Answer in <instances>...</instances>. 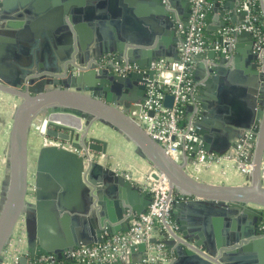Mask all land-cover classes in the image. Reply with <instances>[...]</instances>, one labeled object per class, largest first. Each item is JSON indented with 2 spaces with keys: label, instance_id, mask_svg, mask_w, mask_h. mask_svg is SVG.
<instances>
[{
  "label": "water",
  "instance_id": "95a60500",
  "mask_svg": "<svg viewBox=\"0 0 264 264\" xmlns=\"http://www.w3.org/2000/svg\"><path fill=\"white\" fill-rule=\"evenodd\" d=\"M12 2L14 3V0H0V19H13V22L7 24L6 29L0 30V49H5L7 46L6 53H9L11 59H15L13 54L15 46L24 44L25 48L30 50L34 33L28 25H23L24 16L30 15L31 12L25 10L17 13H14L17 10L11 12ZM151 5L156 6L152 12L148 13L151 19L156 16L155 34L158 33L161 25L170 27L175 32L178 21L184 25L187 24L190 12L189 0H151ZM214 6L218 12L214 19L218 20V16H222L223 11L218 2H215ZM229 6L232 7L231 4ZM20 8L23 9L22 3ZM173 9L179 13L178 18L175 17ZM229 18L228 21L221 20L220 25L213 30L221 31L228 25L237 24L235 15L229 14ZM67 28L66 24L62 26L64 29L62 36L70 43L72 35ZM46 33L51 35V31ZM232 34L237 37V41L236 55L230 64L231 67L235 66L241 56L239 39L245 38L248 40V45L244 50L248 56V60L246 59L248 64L243 70H248L247 72L254 77L256 73L260 76L255 85L246 84L245 89H242V96L247 99V102H230V117L228 115L218 116L225 124V132L234 133L235 136L243 139L246 138L245 134L250 132L247 145L251 147L252 169L247 174L248 183L238 186L209 184L193 178L186 170L185 164L170 158L160 144L153 140L129 115L132 105L141 103V99L128 103L127 95L133 94L134 88L138 90L137 94L144 95L146 80L143 74L130 72L120 75L110 66H100L103 54L114 52L118 59L126 57L128 61L136 63L140 69L147 70V76L151 78L154 74L151 62L159 61L163 55L160 42L157 45L145 43L146 46L143 48L138 47L137 40L131 38H126V40L119 35L116 46L110 44L104 49L96 45L94 48L98 53L85 67L79 66L81 65L80 60L73 61L69 53L65 54L66 59L59 56L60 62L68 61L61 67L56 66L59 74L63 75L59 79L45 77L38 81H33L36 79L34 75H30L26 80L22 75L21 79L16 78V74L11 77L10 75L16 70L7 64L6 55L0 57V91L21 99L13 114L8 143L9 174L0 209V264L14 227L22 216L25 218L28 253L20 257V264H26L28 258L32 262L40 255H52L53 259L62 260L66 252L77 247L102 242L103 231L109 235L124 231L122 227H115L114 220L106 218L103 211H98L92 219L93 228L84 226L82 231L80 229L71 230L64 238L55 236L61 216L72 209V204L79 203L82 195L88 198L90 206L93 205L94 199L100 197V181L97 180L100 177L109 186L106 191L114 192L115 206L122 207L121 211L124 214L127 213V208L122 206L121 195L117 193V189L127 188L129 183L123 176L91 159L90 153L92 152L102 154L106 152V142L88 136V124L93 122L107 125L131 141L136 151L154 167L151 175L153 180H159L160 176L164 177L171 189L178 194V200L173 202L171 208L177 225L173 224L166 231H162L165 239L161 241L168 250L173 248L178 254L180 260L177 264H264V250L259 253L261 258L258 255L246 254V249L264 244V237H262L264 227L258 226L259 223L264 222L260 209V207L264 208V167H262L264 72L258 71L257 55L252 52L254 40L251 33L243 29ZM80 48L84 50V47ZM68 49L73 50L74 48L70 45ZM218 52L220 67L210 65L206 67L211 80L214 79L215 74L220 75L225 71L222 66L227 54ZM52 61L55 63V59ZM51 69L56 70L54 65ZM241 70L231 72L235 79L241 74ZM219 81L221 78L218 79ZM47 85H56V87L47 89ZM172 101V96L166 95L164 105L171 107ZM42 113L47 115L42 123H46L47 126L44 135L56 140L58 144L41 147L34 175L35 202L28 204L26 201L28 191L27 138L34 119ZM242 113L246 114L247 120L239 123L238 117ZM62 114L69 115L76 121L66 123L52 119L53 115ZM197 132L201 137L203 148L206 151L213 150L209 137L199 129ZM225 152L217 153L224 154ZM189 163H197L194 156H190ZM145 197L150 204L151 193H145ZM241 206L249 215L250 220L246 221L250 223V227L246 230L248 233L241 234L239 239V236L237 237V242L241 237L253 239L242 247L245 254H238V251H234L238 254L237 256L227 259L228 253H222L221 256L226 255L224 259L222 257L214 259L207 253L208 251L204 250H214L215 246L218 249L228 244L225 240L219 242V236L231 230L232 213L235 208ZM30 208L34 211V220L28 212ZM180 209L186 212L189 218L180 217L178 219L176 213ZM136 213L140 214L142 211L136 210ZM205 213L214 217L212 220L215 231L207 227L202 230L200 227V220L204 218ZM131 218L133 215H129L128 219ZM75 219L78 218L75 217ZM213 236L215 240L212 239ZM150 241L155 242L152 239ZM126 251L136 252L138 259L133 263L140 262L144 256L145 243L128 247Z\"/></svg>",
  "mask_w": 264,
  "mask_h": 264
},
{
  "label": "crops",
  "instance_id": "0c3cea01",
  "mask_svg": "<svg viewBox=\"0 0 264 264\" xmlns=\"http://www.w3.org/2000/svg\"><path fill=\"white\" fill-rule=\"evenodd\" d=\"M215 2L219 3L223 11V15L218 16V20L214 19V16L218 14L214 6ZM21 3L23 4V9L20 8ZM238 3L239 0H231L229 2L227 0H213L212 18L204 32L208 43L211 44L217 40L220 33L219 31H214L213 28L219 26L221 20L228 21L230 19L229 14L235 15L237 24L242 21L243 16L241 17L242 13L238 11ZM258 3L262 14L264 32V0H258ZM10 8H12L11 12L17 10L14 13L23 12V10L31 12L32 15L24 16L23 25H28L32 33H34L33 42L32 44L30 43V50H27L24 44L15 46V51L13 52L15 59H11L12 57H9V53H6L5 49H7V46L5 49H0V57L6 55L7 64L16 70L10 75L11 77L16 74V78H20L22 75L25 80L30 75H34L36 79L33 81H38L45 77L59 79L63 74H59L56 66L61 67L68 62L67 60L60 62L59 56L66 59L65 54L69 53L73 61L78 59L81 62L79 66L85 67L92 60V57L98 53L94 48L96 45L102 46L104 49L110 44L116 46L119 35L124 39L137 40L139 42L138 47L143 48L146 46L144 45L145 43L157 45L160 42L163 54L160 59L165 61L170 62L178 57L177 45L180 40V34L177 29L173 32L170 27L165 25L160 26L161 28H159L160 30L157 34L154 33L156 31V16L151 19L148 13L152 12L156 6L152 7L151 0H14ZM13 8L16 9L14 10ZM173 10L175 17L178 18L179 13H177L176 9ZM159 20L162 19L159 18ZM10 22H13V19H0V30L6 29L8 27L7 24ZM65 24L72 35L70 43L62 36L64 35L62 26ZM47 31H51V35L47 34ZM236 41L237 37L234 36L233 49L226 55V61L222 66L225 71L221 72L220 75L215 74L213 76L214 79L211 80V75L206 72L208 65L220 67L218 63L220 59L219 52L211 49V47L196 57L192 71V78L196 88L194 98L188 104V117L193 118L194 123L197 124V129L209 137L210 145L213 147L210 152H214L217 155H229L240 144H245V148L248 150L251 149L247 145V138L250 136V132L245 134L246 138L244 139L235 136L234 133L229 134L225 132V124L218 118V116L222 117V115L230 117V102H247V99L242 96V89H245L246 84L255 85V82L260 79L257 73L256 77H254L247 72L248 70H243L248 64L246 61L248 56L244 52L245 47L248 45V40L245 38L239 39L241 56H239V61L235 66L231 67L230 64L236 55ZM70 45L74 48L73 50L68 49ZM80 47H84V50ZM252 52H254L253 46ZM107 54L117 55L114 52ZM141 58L145 59V57ZM53 59H55V63L52 61ZM153 62L154 60L151 63ZM256 63L258 64V71L264 72L258 60ZM52 65L55 66L56 70L53 71L51 69ZM240 69H242V72L240 71L241 74L235 79L231 72ZM219 78H221V81L218 82ZM54 87L56 85L46 86L47 89ZM134 90L133 94L127 95V102L140 101V99L142 102L145 99V92L144 95H141L137 94V89L134 88ZM20 102L21 99L19 97L0 91V209L7 189L9 174L8 143L12 118ZM246 120L247 116L245 113L238 117L239 123H243ZM39 126L41 124L37 126L36 123H32L27 138L28 191L26 201L28 204L35 202L34 175L39 151L44 145L58 144L56 140L45 136L44 132L39 130ZM88 136L106 142L105 154L92 152L90 153L91 159L123 176L125 181L129 183L127 188L117 189V193L121 195L122 206L127 208V213L124 214L121 211L122 207L119 206L117 208L115 206L114 192L108 193L106 191L109 186L100 177L97 179L100 181V197L93 200L92 206L88 204V198L83 195L80 197L79 203L76 205L72 204V209L61 216L56 231L57 234L55 235L57 237L64 238L71 230L80 229L82 231L84 226L93 228L92 219L98 211H103L106 218L114 220L113 225L115 227H122L125 231L131 224L132 218L128 219L129 215H133V217L139 215L136 210H140L143 213L149 206L145 193L148 192L146 187L153 181L151 175L154 167L136 151L135 145L119 132L100 122L88 124ZM224 151H226L224 154L217 153ZM179 162L185 164L189 174L200 182L231 186L248 183L247 173L242 171L232 158L222 159L218 163L203 165L200 163H189L190 156L181 155ZM262 167H264V157ZM82 209L83 211H81ZM28 212L34 220V211L30 208ZM176 214L178 219L180 217L189 218V215L182 209L178 210ZM232 215L230 220L231 230L221 233L219 236V242L220 240H225L228 244L218 249L215 246L214 250H204L208 251L207 253L214 259L218 257L224 259L226 255L221 256L222 253H228L227 259L238 254H245L242 247L253 239L241 237L240 241L237 242L241 234L248 233L246 230L250 227V223L246 221L247 219L250 220L249 215L245 212L244 207L235 208ZM261 215L263 214L261 213ZM75 217L78 219H75ZM213 218L211 214H204V218L200 220L202 230L206 227L211 231L216 230L214 229ZM170 219L172 224L177 225L173 213H170ZM263 225L264 222L258 224L260 228H263ZM107 234L106 231H103L101 238L104 239ZM151 239L155 241L154 243H162L161 241L165 238L162 231L156 228ZM212 239L215 240L214 236ZM94 244L97 243H92L91 245ZM258 247L255 245V247L252 246L246 249V254L259 256V253L264 250V244H260ZM164 249L168 259L165 264H177L180 257L175 250L173 248L168 250L165 245ZM231 251H233L232 254L230 253ZM234 251L239 253H234ZM27 253V231L25 218L22 216L14 227L10 241L3 252L1 264H20V257L22 255L25 256ZM259 257L261 258V256ZM137 259L138 254L136 252L126 251L125 249L117 260L110 264H127L128 262L132 264ZM30 263L31 261L28 258L26 264ZM96 264L102 263L98 262Z\"/></svg>",
  "mask_w": 264,
  "mask_h": 264
},
{
  "label": "built area",
  "instance_id": "2783aa9c",
  "mask_svg": "<svg viewBox=\"0 0 264 264\" xmlns=\"http://www.w3.org/2000/svg\"><path fill=\"white\" fill-rule=\"evenodd\" d=\"M258 0H239L238 11L243 15L242 21L234 26H226L213 43L206 41L204 32L208 22L207 14L213 10L211 0H189V16L187 24L177 22L180 40L177 45L178 57L173 61L160 59L152 63L154 74L147 76V70H142L136 63L125 57L118 59L113 54H106L100 61V66H110L113 71L125 75L130 72L143 74L145 82V99L129 110V115L146 131V133L164 149L166 154L175 161L181 155L194 156L197 163L208 165L218 163L222 159H234L245 173L252 169L250 150L245 144L237 145L229 155H217L206 151L193 118L188 117V104L194 98L195 82L192 78L194 62L197 56L211 47L228 55L234 46L232 33L246 30L251 33L254 52L259 65L264 69V32L258 26L259 12L254 11ZM225 44V45H222ZM173 98L171 107L164 105V98ZM151 113V114H150ZM47 128L43 124V132ZM146 190L151 193V202L145 212L132 218L129 228L123 232L107 234L102 242L91 246H80L66 252L64 259H53L52 255H40L30 264H110L128 247L145 243L144 256L140 262L132 264H165L167 254L162 243L151 242L156 228L166 231L172 227L170 219L171 208L178 194L174 192L167 180L160 176L153 180ZM264 217V208H261ZM264 227V225H263ZM205 253V252H203Z\"/></svg>",
  "mask_w": 264,
  "mask_h": 264
},
{
  "label": "bare ground",
  "instance_id": "6f19581e",
  "mask_svg": "<svg viewBox=\"0 0 264 264\" xmlns=\"http://www.w3.org/2000/svg\"><path fill=\"white\" fill-rule=\"evenodd\" d=\"M52 119L54 121H63L66 123H72L73 121H76L73 117L69 116V115H53Z\"/></svg>",
  "mask_w": 264,
  "mask_h": 264
},
{
  "label": "trees",
  "instance_id": "16d2710c",
  "mask_svg": "<svg viewBox=\"0 0 264 264\" xmlns=\"http://www.w3.org/2000/svg\"><path fill=\"white\" fill-rule=\"evenodd\" d=\"M211 1H213V0H211ZM254 11L255 12H259V7L258 6H255L254 7ZM211 18H212V11H210L207 14V17H206L207 22L211 21ZM258 26L260 27L261 30H263L262 17L261 16H259ZM61 261L64 262V263L67 262V260H65V259H62Z\"/></svg>",
  "mask_w": 264,
  "mask_h": 264
},
{
  "label": "rangeland",
  "instance_id": "374dc122",
  "mask_svg": "<svg viewBox=\"0 0 264 264\" xmlns=\"http://www.w3.org/2000/svg\"><path fill=\"white\" fill-rule=\"evenodd\" d=\"M47 118V115L46 113H42V114H39L33 121V124L36 123L37 126L41 124V126H39V130L42 132L43 130V121Z\"/></svg>",
  "mask_w": 264,
  "mask_h": 264
},
{
  "label": "flooded vegetation",
  "instance_id": "af4514ba",
  "mask_svg": "<svg viewBox=\"0 0 264 264\" xmlns=\"http://www.w3.org/2000/svg\"><path fill=\"white\" fill-rule=\"evenodd\" d=\"M263 216V215H262Z\"/></svg>",
  "mask_w": 264,
  "mask_h": 264
}]
</instances>
